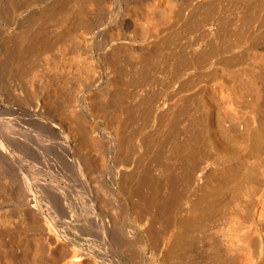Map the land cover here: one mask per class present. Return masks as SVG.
Wrapping results in <instances>:
<instances>
[{
	"label": "bare ground",
	"instance_id": "obj_1",
	"mask_svg": "<svg viewBox=\"0 0 264 264\" xmlns=\"http://www.w3.org/2000/svg\"><path fill=\"white\" fill-rule=\"evenodd\" d=\"M119 1L33 0L20 13L15 0H0L8 26L0 29V264H171L193 218L242 185L250 197L257 178L264 212V158L254 152L264 141V0H134L121 12ZM196 85L203 91L193 98ZM225 94L234 106L247 102L249 123L237 135L216 129L215 153L200 130ZM106 160L110 187L90 192L95 210H79L74 184ZM178 210L187 221L173 244Z\"/></svg>",
	"mask_w": 264,
	"mask_h": 264
},
{
	"label": "rangeland",
	"instance_id": "obj_2",
	"mask_svg": "<svg viewBox=\"0 0 264 264\" xmlns=\"http://www.w3.org/2000/svg\"><path fill=\"white\" fill-rule=\"evenodd\" d=\"M16 1V3H18L21 7H22V11L23 12H20V13H27L29 10H31V7H33V0H15ZM121 1V0H120ZM119 1V3H118V8H119V10H117V11H119V12H121V8H123V6L125 7L126 6V3H131V2H135L134 0H127L126 2L125 1H121L120 2ZM28 6V7H27ZM25 7H27L26 9H25ZM29 7H30V9H29ZM24 9V10H23ZM129 19V18H128ZM127 18H126V20H125V24L123 25V29L124 30H126L125 32H129L130 31V21L131 20H128ZM110 21H111V19H109ZM108 20V21H109ZM128 20V21H127ZM109 21V22H110ZM109 22H108V24L107 25H109ZM127 23H129V24H127ZM4 25V26H3ZM106 25V26H107ZM129 25V27H126V26H128ZM2 26V27H1ZM5 27V28H4ZM6 27H7V29H8V26L3 22V21H0V29H2V30H4V29H6ZM126 27V28H125ZM119 28H117L116 30H118ZM2 30H0V31H2ZM101 30V31H100ZM115 30H113V35L115 36V35H117L118 34V36H119V34L120 33H118V31L120 32V29L118 30V31H115ZM123 31V30H122ZM117 32V34H115ZM105 30L104 29H99L98 31H96V37L97 38H99V39H101V38H103L104 36H105ZM102 34V35H101ZM117 37V36H116ZM40 48H42V47H40ZM27 63H28V61H26ZM25 62V63H26ZM30 63V62H29ZM28 63V64H29ZM35 63V60L33 61V65H35L34 64ZM32 65V64H31ZM36 65H37V63H36ZM241 75H239L238 76V78L240 77ZM239 80V79H238ZM239 81H241L242 82V80L240 79ZM208 86H210V83H208V84H206L205 86H202L201 85V87L203 88V87H207L206 88V90L208 91L209 90V87ZM200 87V85H196V86H194V87H192L189 91H188V93L191 95V97H193V95H194V93H195V91H196V93L197 92H199L200 91V93L203 91V89ZM200 88V89H199ZM172 91H174V90H172ZM195 93V94H196ZM193 94V95H192ZM226 96V97H225ZM225 96H223V102L221 103V107L219 106V108H217L216 107V105L213 103L212 104V102L213 101H211L210 99H208V101L210 100L211 101V103H210V101L208 102V101H206L205 100V103H206V105L205 106H209L210 104H212V107H210V108H213V106H214V108L215 109H212V111H213V113H211L210 115L211 116H206V117H204V118H206V120H202V125H203V127L201 128V129H204L203 131L202 130H200V135L202 136V134L201 133H203L204 131V133H203V139L204 138H206V136L208 137V141H210V142H208L209 143V145L211 146V148H212V152H214L215 151V153H216V151H218L219 150V143H218V140H219V137H218V135L216 134V129H218V130H220L219 131V134L220 133H222V131L221 130H223V133H224V135L225 134H227V133H225L227 130L228 131H230L229 133H234L235 135H237V134H239L240 132L242 133L243 131L242 130H244V128H245V125H244V123L245 124H248L249 123V121H248V119H245V116H244V114H245V110L243 111V109H246V106H244L245 104L244 103H247V102H245L244 101V103L243 102H240L241 103V107L240 106H237V104H235L236 106H234L233 105V100L229 97V96H227V94H225ZM191 97H190V99H191ZM225 97V98H224ZM194 98V97H193ZM227 99V100H226ZM229 100V101H228ZM232 100V101H231ZM249 100V99H248ZM226 101L227 102H232V103H230V105L232 106L233 105V107H231V106H228L229 105V103L224 107V108H222L223 106V104L225 103L226 104ZM192 102V101H191ZM235 103V102H234ZM224 104V105H225ZM211 106V105H210ZM238 107H240V108H238ZM245 107V108H244ZM216 108L219 110L220 108H222L221 110H219L220 112H217L216 111ZM233 108V109H232ZM236 108V109H235ZM243 108V109H242ZM223 109H225L226 110V112H225V110H223ZM231 109V110H230ZM238 109V110H237ZM240 109H241V111H240ZM223 110V111H222ZM235 110V111H234ZM222 111V112H221ZM228 111H230V113H228ZM234 111V112H233ZM236 111L238 112V114L241 116V114L243 115V117H240V116H238L239 117V119L241 118V120H239L238 119V122L239 123H235L234 122V118H232V119H229L230 118V116H232V114H231V112L233 113V116L232 117H236L237 115H236ZM223 112H225L224 113V115L223 114H221V113H223ZM240 112V113H239ZM217 113V114H216ZM235 113V114H234ZM220 114L222 115V116H225L226 115V117H224L223 119L225 120V118H226V120L224 121L221 117H218L217 115H219L220 116ZM228 115V116H227ZM230 115V116H229ZM220 118L221 120H223V123L224 124H221L220 125V122H218L219 120H218V118ZM228 117V118H227ZM247 118V117H246ZM208 119L210 120V121H208ZM217 120V121H216ZM231 120V121H230ZM242 120H245L246 122H244V121H242ZM206 121V125H205V122ZM210 122H212L213 124L215 123L216 125H214L213 127L211 126V125H213V124H211ZM232 122V123H231ZM234 122V123H233ZM204 123V124H203ZM211 124V125H209V124ZM238 125V126H237ZM243 125H244V128H243ZM207 128H206V127ZM210 126L213 128H211V132H210ZM219 126H221V128L219 127ZM223 126H225V127H223ZM209 127V128H208ZM222 127H223V129H222ZM215 128V129H214ZM225 128H226V130H225ZM206 129V130H205ZM225 130V131H224ZM209 131V132H208ZM232 131V132H231ZM207 132V133H206ZM213 132H215V133H213ZM238 132V133H237ZM217 133H218V131H217ZM222 133V134H223ZM207 134V135H206ZM206 135V136H205ZM207 139V138H206ZM213 142V143H212ZM263 144H262V143ZM261 142H258L257 144L258 145H256V149L257 150H255L254 152L255 153H257V154H259V155H257V156H262V158H264V141L262 140ZM261 143V144H260ZM213 145V146H212ZM214 145H215V147H214ZM261 148H260V147ZM223 146H221V148H222ZM214 148H215V150H214ZM238 148H240L239 150H238ZM238 148H235V149H233V150H236V151H238L239 153H241L242 154V152H243V149H241V147H238ZM259 150H261V151H259ZM236 151H234V152H236ZM261 152V153H260ZM263 153V154H262ZM107 158H108V156H107ZM95 165V167H97V165L96 164H94ZM98 168V167H97ZM98 172L97 173H95V171L94 172H91L90 173V175L89 176H87V177H84V179H77V180H79V181H76V184H74L75 186L73 187V188H75L76 189V193H79L80 194V196L81 197H83L84 199H83V201L85 202V208L84 209H79V210H95V208L94 209H92L93 208V203L91 202V197H90V192H97L98 190H100L105 184H106V186L108 187H110V185H111V180H112V178H113V166H112V163H111V161H108V160H106L105 161V163L103 164V166L102 167H100V169L99 170H97ZM156 171V170H155ZM154 171V172H155ZM257 181L254 183V185L255 186H253L254 188H252V190H251V193L253 192V190H255L254 192H253V194H251L250 193V197H247V192H249V188H248V186L246 185H242V187H240V190H239V188H238V191L236 192V191H234V188L233 187H231L232 189H233V191H234V194H232L231 193V191L229 192H227L226 194H223L224 193V191H223V195H222V197H221V195L219 196L218 195V199L219 200H217L215 203H214V205H212L213 206V210H210L211 212H209V210H204V212H206V213H203L202 215H199L198 217H195V218H193L192 216V218L193 219H196L195 220V223H196V221H198L196 224V228L194 229V230H192V233H190V234H192L191 235V238H189L190 237V235L188 236V238H189V240H188V238H187V240H185L183 243H186V245L184 246V244H182V247H181V244H179L180 245V248H179V245L178 246H174V248L175 247H177V248H179L178 250H173L172 252H175V251H177L176 253H175V255L173 256L172 255V257L173 258H171V260H169L168 261V263L170 262L171 264H209V261H210V259H214V257H212L211 258V254H213L214 252H215V250H214V252H213V249L212 248H214V249H218V246H219V253H217V251H216V254H220V257H219V255H217V257H215V260H218V263L217 262H215L214 260H213V262H214V264L216 263V264H240V263H242V262H244L245 260H246V262L247 261H249L248 263H250V264H252V262L254 263V264H262V259H261V256H262V254H261V251H262V245H263V241L262 240H260L259 238L260 237H258V236H260V234H259V223L262 221L263 223H264V214L263 215H261L260 216V213L262 214V213H264L261 209H260V205L257 203V199L255 198L256 196H257V198H258V196H259V194L258 193H260V190H261V186H260V183H262L263 182V180H260V179H256ZM260 183H259V182ZM257 187V188H256ZM260 187V188H259ZM228 188H230L229 186L228 187H226V189H225V191L228 189ZM245 188V189H244ZM243 190V191H242ZM258 190V191H257ZM231 193V194H230ZM255 194V195H254ZM231 197H229V196ZM235 196V197H233V196ZM239 196V197H238ZM243 196V197H242ZM251 196H252V198H251ZM255 196V197H254ZM221 197V198H220ZM241 197V198H240ZM244 198V199H243ZM247 198H249V199H247ZM67 199H69L70 200V197H67ZM233 199V200H232ZM238 199V200H237ZM246 199V200H245ZM254 199V200H253ZM224 200V201H223ZM239 200H241V202H239L238 203V201ZM252 200V201H251ZM249 201H250V203H251V205H249V206H246V205H248L249 204ZM218 202V203H217ZM222 202V203H221ZM243 202V203H242ZM244 202H245V204H244ZM256 202V203H255ZM236 203V204H235ZM215 204H216V206H215ZM218 204V205H217ZM242 204V205H244L243 207H242V205L240 206V205ZM253 205V206H252ZM66 206V205H65ZM230 206V207H229ZM103 207H105L103 210H106V206L104 205ZM232 207V208H231ZM236 207V208H235ZM245 207V208H244ZM251 209V210H249V208ZM225 208V209H224ZM248 208V209H247ZM227 209V210H226ZM239 209V210H238ZM242 209V210H241ZM245 209V210H244ZM247 209V210H246ZM125 210H128V209H125ZM259 210H260V213H259ZM177 211V210H176ZM185 213H184V212ZM178 212L179 213H181V212H183L182 214H180L179 215V213H178V215L176 216V219L174 218V220L171 222V223H174L175 221V224H177V225H175V224H171L173 227L170 229L171 230V234H174V235H172L173 236V239H174V241H173V244H176L175 243V241H177L178 240V237H176L177 235H179V231L181 230L180 228H182V225L184 224H181L182 222H183V220H184V222H186L185 221V219H187L186 218V211L185 210H178ZM208 212V213H207ZM175 213H177V212H175ZM215 213V214H214ZM185 214V215H184ZM221 214V215H220ZM241 214V215H240ZM193 216L194 215H197V214H192ZM208 215H210V216H208ZM213 215V216H212ZM209 218H208V217ZM224 216V217H223ZM228 217V218H226V217ZM259 216H260V220H259ZM178 217H180L179 219H177ZM182 217V218H181ZM216 217V218H215ZM230 217V218H229ZM235 217H237V218H235ZM241 217V218H240ZM245 217V218H244ZM249 217V218H248ZM257 217V218H256ZM199 218H200V220H199ZM218 218V219H217ZM222 218V219H221ZM263 218V219H262ZM208 219H209V221H208ZM235 219H236V221H235ZM242 219H243V221H242ZM245 219V220H244ZM258 219V220H257ZM179 220H181L180 222H179ZM190 220V219H189ZM220 220V221H219ZM230 220V221H229ZM234 221V223L236 222V224L237 223H244V224H248V225H246V226H248L249 227V229H251V230H248V231H250V235L248 236L247 234H246V232L244 231V233H245V235H243L242 234V229L240 230V228H241V224H235V226H237V228L234 230L235 232H236V234L233 232V228H231V227H233V225H234V223H233V221ZM237 220H239V222L237 221ZM248 220V221H247ZM251 220V221H250ZM254 220V221H253ZM257 220V221H256ZM178 221V222H177ZM211 221V222H210ZM216 223H215V222ZM223 221H224V223H223ZM258 221H260V222H258ZM204 222V223H203ZM218 222V223H217ZM227 222H229V223H227ZM233 223V224H231V223ZM256 222V223H255ZM261 222V223H262ZM179 223V224H178ZM200 223V224H199ZM242 223V224H243ZM260 223V224H261ZM261 224V226H264V224ZM202 224V225H201ZM216 224V225H215ZM231 226H229V225ZM243 224V226H245ZM228 226V227H230L231 229H226L227 227L226 226ZM208 226V227H207ZM213 226V227H212ZM218 226H221L220 228H224L223 230H222V232L220 231L221 229L218 227ZM235 226H234V228H235ZM238 226H240V228L238 227ZM250 226H251V228H250ZM253 226V227H252ZM177 227H178V229H177ZM180 227V228H179ZM205 227V228H204ZM208 228V229H207ZM217 228V229H216ZM256 228V229H255ZM175 229V230H174ZM201 229V230H200ZM237 229H239L238 231H237ZM257 229H258V231H257ZM179 230V231H178ZM217 230V231H216ZM229 230V231H228ZM255 230H256V232H255ZM224 231H225V234H224ZM227 231L228 232H230V233H233V234H235L236 235V237H237V235H238V233H239V235H238V237H240L241 236V234H242V236H241V239L239 238V240H241V241H238V240H234L233 239V241L230 239V237H231V235H232V237L233 238H235L234 236H233V234H231L230 235V233H228V235H226V233H227ZM232 231V232H231ZM239 231H241V232H239ZM253 231V232H252ZM204 232H206V233H204ZM216 232H221V234H219V235H221V236H218L219 237V239H220V241L219 240H216L218 243H216V241H214V240H212L213 239V235H216ZM238 232V233H237ZM264 232V230L262 231V233ZM178 233V234H177ZM203 233V234H202ZM214 233V234H213ZM222 233H223V235H222ZM258 233V234H257ZM249 234V233H248ZM254 235V237H252L253 235ZM218 235V234H217ZM230 235V236H229ZM249 237V239L247 240V236ZM256 235V236H255ZM263 235H264V233H263ZM176 239H175V238ZM215 237V236H214ZM218 237H216L217 239H218ZM226 237H227V239H226ZM229 237V238H228ZM244 237V238H243ZM251 237V238H250ZM242 239L244 240V241H242ZM191 240V241H190ZM222 240V241H221ZM229 240V241H228ZM246 240H247V242H246ZM252 240V241H251ZM80 241V242H79ZM188 241H190V242H188ZM213 241H214V243H213ZM225 241V242H224ZM230 241H232V243H233V245H232V243L230 242ZM72 242L74 243V244H76V245H81V242H82V239H81V237H74V239H72ZM178 242V241H177ZM211 242H212V244H211ZM222 242V243H221ZM244 242V243H243ZM80 243V244H79ZM182 243V242H181ZM216 243V245L218 244V246H215L214 244ZM224 243H226V244H224ZM230 243V244H229ZM209 244H211V245H209ZM228 244V245H227ZM262 244V245H261ZM189 245V246H188ZM213 245L215 246V247H213ZM229 245H231V246H229ZM187 246V247H186ZM183 247H185V248H183ZM212 249V251H211V249ZM181 248H183V249H181ZM180 250V251H179ZM183 250V251H182ZM233 250V251H232ZM242 250V251H241ZM245 251V252H244ZM180 252V253H179ZM238 253L239 254H242V256L243 255H245L244 257L246 258V259H244V257H242V256H240L239 258H238ZM259 253H260V256H259ZM173 254V253H172ZM214 255H215V253H214ZM233 256V257H232ZM207 257V258H206ZM218 257H219V259H218ZM242 257V258H241ZM209 259V260H208ZM240 259H242V260H240ZM244 259V260H243ZM212 262V261H211ZM220 262V263H219Z\"/></svg>",
	"mask_w": 264,
	"mask_h": 264
}]
</instances>
